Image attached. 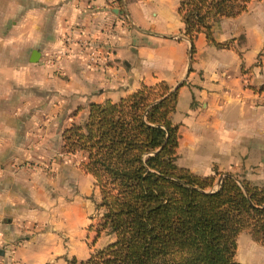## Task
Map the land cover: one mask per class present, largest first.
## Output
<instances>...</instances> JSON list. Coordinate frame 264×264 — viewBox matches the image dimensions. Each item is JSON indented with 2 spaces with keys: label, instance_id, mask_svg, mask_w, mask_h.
<instances>
[{
  "label": "crops",
  "instance_id": "obj_1",
  "mask_svg": "<svg viewBox=\"0 0 264 264\" xmlns=\"http://www.w3.org/2000/svg\"><path fill=\"white\" fill-rule=\"evenodd\" d=\"M168 1L0 0L1 257L49 262L58 247L52 239L42 245L37 225L53 178H44L39 163L60 146L64 127L84 119L89 102L116 100L142 82L178 86L170 114L178 124L177 165L264 183V0L211 23L222 46L197 32L192 52L177 4L169 8ZM67 36L95 40L97 62L67 48ZM32 49L36 61L29 60ZM71 165L57 163L61 178L69 175L79 193L98 191L89 173ZM30 226L37 231L27 234ZM251 249L253 264H264V248Z\"/></svg>",
  "mask_w": 264,
  "mask_h": 264
},
{
  "label": "trees",
  "instance_id": "obj_2",
  "mask_svg": "<svg viewBox=\"0 0 264 264\" xmlns=\"http://www.w3.org/2000/svg\"><path fill=\"white\" fill-rule=\"evenodd\" d=\"M249 1L177 0L190 51L199 31L222 46L211 23L246 10ZM177 87L142 82L116 100L89 102L84 119L61 130L63 151L82 154L78 165L98 189L96 233L114 235L68 264H241L235 252L242 231L264 246V183L176 164L178 124L170 114Z\"/></svg>",
  "mask_w": 264,
  "mask_h": 264
},
{
  "label": "rangeland",
  "instance_id": "obj_3",
  "mask_svg": "<svg viewBox=\"0 0 264 264\" xmlns=\"http://www.w3.org/2000/svg\"><path fill=\"white\" fill-rule=\"evenodd\" d=\"M171 4L176 5L177 0H169V8ZM152 9L157 10L155 6ZM53 153L51 157L39 163V170L44 174V178H53V183L47 181V184H53V187L51 189L48 185L47 189L50 191H44L41 194L39 206L43 212L39 220L40 226L37 225V228L39 229L38 232L41 231L39 235L44 236L41 239L42 245L48 244L49 239H52L51 243L58 247V250H54V255L46 258V261L49 260V262L45 264L53 263L54 259L57 258L60 260L69 259L71 256L83 259L89 253L114 239L113 233L108 232L106 229H101L98 233L95 231L101 215V210L95 208V202L99 198L96 188L92 187L87 194L79 193L77 187L70 184V181L65 177L69 175L61 172L64 175L61 178L59 170H56L59 161H64L68 165L75 163L78 166L83 157L82 154L80 152L65 153L61 144L59 147L55 145ZM69 169L71 170L70 167ZM69 169L66 168V170ZM87 185H90L89 182H87ZM27 229V234L37 231L34 226ZM49 235L52 238L45 237ZM236 242L235 258L241 264H253L249 256L251 248H264L263 245L252 241L244 231L237 235ZM58 252L60 253L58 254ZM44 258L39 257L38 259L43 260ZM17 262V258L12 255H8L6 258L0 256V264H18Z\"/></svg>",
  "mask_w": 264,
  "mask_h": 264
},
{
  "label": "built area",
  "instance_id": "obj_4",
  "mask_svg": "<svg viewBox=\"0 0 264 264\" xmlns=\"http://www.w3.org/2000/svg\"><path fill=\"white\" fill-rule=\"evenodd\" d=\"M66 41L68 42L66 47L70 48L72 45L76 46L75 48H77L78 53L89 65L96 63L100 57V45L91 38L82 36L75 38L72 36H67ZM48 61L49 58L46 59V62Z\"/></svg>",
  "mask_w": 264,
  "mask_h": 264
},
{
  "label": "water",
  "instance_id": "obj_5",
  "mask_svg": "<svg viewBox=\"0 0 264 264\" xmlns=\"http://www.w3.org/2000/svg\"><path fill=\"white\" fill-rule=\"evenodd\" d=\"M38 53H39L38 50H36V49H32V50L30 51L29 60H30V61H36L37 58H38V55H39ZM217 181H219V179H217ZM0 252H1V250H0Z\"/></svg>",
  "mask_w": 264,
  "mask_h": 264
}]
</instances>
